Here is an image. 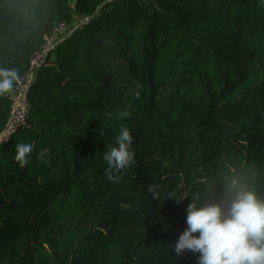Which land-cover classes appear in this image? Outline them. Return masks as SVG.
Listing matches in <instances>:
<instances>
[{
  "label": "trees",
  "instance_id": "1",
  "mask_svg": "<svg viewBox=\"0 0 264 264\" xmlns=\"http://www.w3.org/2000/svg\"><path fill=\"white\" fill-rule=\"evenodd\" d=\"M74 19L0 145V264H198L173 250L189 203L226 213L234 181L264 201V0H0V67ZM122 127L134 162L109 180Z\"/></svg>",
  "mask_w": 264,
  "mask_h": 264
},
{
  "label": "clouds",
  "instance_id": "2",
  "mask_svg": "<svg viewBox=\"0 0 264 264\" xmlns=\"http://www.w3.org/2000/svg\"><path fill=\"white\" fill-rule=\"evenodd\" d=\"M19 79L20 73L16 69L0 67V96L12 92ZM129 115L124 110L117 118L123 120ZM132 143L130 131L122 127L116 137V146L103 155L109 180L113 179L114 172L134 162ZM34 148L32 140L18 143L15 160L20 165H27ZM37 155L45 160L49 151L42 149ZM230 193L233 199L226 213L217 203L198 206L192 202L187 205V227L173 245L177 255L185 250L199 253L198 264H264V201L243 185L237 186L235 181Z\"/></svg>",
  "mask_w": 264,
  "mask_h": 264
},
{
  "label": "built area",
  "instance_id": "3",
  "mask_svg": "<svg viewBox=\"0 0 264 264\" xmlns=\"http://www.w3.org/2000/svg\"><path fill=\"white\" fill-rule=\"evenodd\" d=\"M85 20L86 18L78 19L79 22ZM66 33L65 23H58L50 34L43 35V41L39 48L31 53L27 70L20 76V79L15 82L14 89L10 93L9 114L3 130L0 132V145L8 141L17 129L26 124L30 108L27 97L30 83L39 69L52 64V61L47 60V55L54 46L63 39Z\"/></svg>",
  "mask_w": 264,
  "mask_h": 264
},
{
  "label": "rangeland",
  "instance_id": "4",
  "mask_svg": "<svg viewBox=\"0 0 264 264\" xmlns=\"http://www.w3.org/2000/svg\"><path fill=\"white\" fill-rule=\"evenodd\" d=\"M76 22H77L76 19H74V20H72V21H70L68 23L65 22V28H66L67 32L71 29V27H73L76 24Z\"/></svg>",
  "mask_w": 264,
  "mask_h": 264
},
{
  "label": "crops",
  "instance_id": "5",
  "mask_svg": "<svg viewBox=\"0 0 264 264\" xmlns=\"http://www.w3.org/2000/svg\"><path fill=\"white\" fill-rule=\"evenodd\" d=\"M72 2H74V0H71Z\"/></svg>",
  "mask_w": 264,
  "mask_h": 264
}]
</instances>
